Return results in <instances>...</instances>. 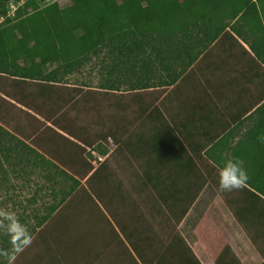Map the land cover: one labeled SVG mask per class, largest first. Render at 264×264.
Returning <instances> with one entry per match:
<instances>
[{
    "label": "crops",
    "instance_id": "1",
    "mask_svg": "<svg viewBox=\"0 0 264 264\" xmlns=\"http://www.w3.org/2000/svg\"><path fill=\"white\" fill-rule=\"evenodd\" d=\"M233 37L249 56L235 41L228 38V46L220 38L188 69L185 65L195 53L174 52L169 72L152 69V74H134L130 79L117 74L113 80L101 81L99 89L77 82L68 85V92L83 89L100 98L126 97L135 105L138 115L130 120L121 116L129 105L114 109L117 121L112 130L90 132V126H83L81 131L79 121L68 113L71 133L64 130V123H55L59 115L45 119L32 113L37 121L30 120L42 125L34 136L35 149L53 162L49 170L63 169L57 162L65 160L60 152L67 144L83 152L84 173L77 177L62 170L69 189H51L52 198L47 199L51 202L46 205L67 197L43 226L2 233L0 264H156L163 255L167 264H213L214 250L188 231L191 208L209 182L219 189L221 184L240 183L237 175L228 172L232 162H242L246 177L251 174L252 147L247 141L257 122L254 112L264 103L258 90L264 89V66L247 70L253 53L248 44ZM231 46L238 53L233 55ZM257 72L260 78L254 79V85L251 75ZM44 133L48 136L42 138ZM244 182L220 190L222 197L233 198L235 219L243 197H249ZM209 196L207 201L216 195ZM153 199L173 211L171 218L182 230L157 235L150 225L162 215L145 218L139 213L153 211L146 204ZM250 199L264 211L262 199ZM177 235L183 241L176 240ZM12 244L18 247L13 249ZM19 258L23 262H17Z\"/></svg>",
    "mask_w": 264,
    "mask_h": 264
},
{
    "label": "trees",
    "instance_id": "2",
    "mask_svg": "<svg viewBox=\"0 0 264 264\" xmlns=\"http://www.w3.org/2000/svg\"><path fill=\"white\" fill-rule=\"evenodd\" d=\"M46 1L0 0V98L35 121L32 113L45 119L59 115L55 123H64V130L71 133L68 109L79 106L89 93L72 89L68 97L64 91L72 84L70 79L94 58L104 57L108 80L117 74L130 79L134 74H152V69L169 72L175 51L195 53L185 65L188 69L220 38L225 45L229 46V38L240 46L236 35L253 53L252 63L245 68L254 71L264 66V0H70L68 5L57 1L43 6ZM232 48L228 49L233 55L238 53ZM258 78V72L251 75L254 85ZM258 90L264 99V89ZM254 114L257 122L247 141L252 147V172L243 181L249 197H243L237 212L238 220L245 224L264 216L250 199L264 201V103ZM5 119L0 118L2 180L11 184V174L30 176L38 168L49 171L52 162L27 143L30 138L22 136L20 126L15 131L23 138L11 134ZM227 169L236 175L234 169ZM36 197L29 200L31 206L37 204ZM66 197L50 203L42 216L36 215L34 228L43 226ZM23 209L20 216L25 224L30 215L26 214L28 207ZM175 238L183 241L179 235ZM164 258L156 264H167L162 262Z\"/></svg>",
    "mask_w": 264,
    "mask_h": 264
},
{
    "label": "rangeland",
    "instance_id": "3",
    "mask_svg": "<svg viewBox=\"0 0 264 264\" xmlns=\"http://www.w3.org/2000/svg\"><path fill=\"white\" fill-rule=\"evenodd\" d=\"M57 1H60L62 5H68L70 3V0H48L43 6H53ZM14 12L15 10H13L12 13ZM103 58V56L94 58L91 63L85 66V69L70 79V83L74 84L77 82L79 84H87V86L99 89L101 81H106L107 78H109L107 76L108 70L105 69L107 68L105 67L107 64L104 62ZM103 68L105 70H103ZM5 86L6 85H4L3 89L7 88V86L6 88ZM9 90L11 91V87ZM64 92H66L69 97V92ZM97 93L99 92L97 91ZM122 98L123 97L109 98V96L100 98L98 95H90L89 93L88 96L80 99L82 102L78 104L79 106H75L74 109L72 107V112L69 110L68 113L74 116L72 117L74 118L73 121L76 119L79 121L81 131L83 130L81 129L83 126H90V132H92L93 129V131L96 132L102 130L106 131L110 128L112 130L115 128L114 124L117 121V113L116 111L114 113V109L116 108L119 110V104L123 106L129 105L130 107L129 111L126 109L121 114L122 117L124 115V117L130 120V118L138 115L134 113L136 110L135 105L133 106L132 102L126 97ZM85 99L89 100L86 103V107L84 105ZM5 102L6 101L0 98V118H6L5 123L8 125V127L6 126L7 130L10 131L11 134H16L19 138H23L22 136L26 135V139H31L28 141V144L35 148V132L41 128L42 125L40 124L38 128V124L35 121L32 122L28 115L21 113L13 107L11 108L8 103ZM67 116L69 115L67 114ZM16 125L21 127L23 131L22 136L15 131ZM29 135L32 136L29 137ZM47 136L48 134L44 133L42 138ZM64 148L65 150L63 149L60 153H63L62 155L67 158L63 157V160H65L62 162L58 161L57 163L61 165V169L68 170V172L73 173L77 177L81 176L84 171L82 170L83 166L80 164V159L82 158V160L85 161L86 159L80 147L78 150L74 151L71 149V146L66 144ZM50 156L54 157L52 155ZM51 164H49V168L52 167ZM62 170L52 168L49 171H43L42 169H38L30 176L17 172V174H11V184L2 180L3 174L0 172V236L3 235V232H8L9 228L10 230H18L21 226L26 225L30 228H34V225L37 224V220L34 217L36 215H38V217L42 216L48 207L46 204L51 202L47 200L48 198H52L51 192L49 191L51 189H69L66 173H64V175ZM220 190L221 189L213 185L212 182H209V186L204 189L205 192L200 195L201 200L192 205V215L190 223L188 224V231H194L199 237L204 239L202 243L206 245L207 249L211 251L214 250L213 253L215 258L210 259V262L213 264H264V216L248 221L246 224L239 221L237 217L235 219L233 210L237 207L235 208V204L231 203L233 198L231 197L228 199L222 197L223 195ZM210 194L216 195L214 197L215 199L213 198L207 201L206 198L210 197ZM35 195L38 196L37 205L31 206L29 200L36 197ZM151 195L153 194L151 193ZM151 202L153 203H146L147 209L152 207L153 211H140L139 213L145 218H150L153 214L155 216H157V214L162 215L155 218V222L153 221L150 225L155 229L154 231L157 235L158 233L160 234V232H164L165 234L170 232L171 234H176V228L181 229V225H178L177 222H173L171 218V216L174 215L173 211L168 210V208L164 209L163 204L156 203L155 199L151 200ZM144 204L145 203L140 202L139 205L143 206ZM24 207H28L29 210L26 214L27 216L30 215V218L26 220V225L21 221L22 216H20V214L24 212ZM118 215H120V213ZM242 230L245 232L242 233ZM9 235L13 236L12 234ZM162 243L165 244V241ZM16 246L17 245L12 244L11 248L14 249ZM17 262H23L22 258H19Z\"/></svg>",
    "mask_w": 264,
    "mask_h": 264
},
{
    "label": "clouds",
    "instance_id": "4",
    "mask_svg": "<svg viewBox=\"0 0 264 264\" xmlns=\"http://www.w3.org/2000/svg\"><path fill=\"white\" fill-rule=\"evenodd\" d=\"M231 167L235 170V173L238 176V178L240 180V183H235V184H232V185L221 184L220 185L221 191L231 190L232 188H238V187L241 186V183L247 178L246 174H245V172L243 170V167H242V162L234 161V162H232Z\"/></svg>",
    "mask_w": 264,
    "mask_h": 264
},
{
    "label": "built area",
    "instance_id": "5",
    "mask_svg": "<svg viewBox=\"0 0 264 264\" xmlns=\"http://www.w3.org/2000/svg\"><path fill=\"white\" fill-rule=\"evenodd\" d=\"M14 9L13 10H16V8L14 7V6H12ZM0 22H1V20H0Z\"/></svg>",
    "mask_w": 264,
    "mask_h": 264
}]
</instances>
